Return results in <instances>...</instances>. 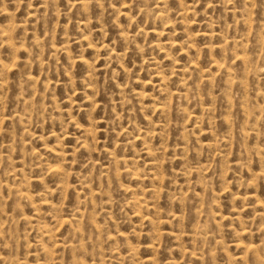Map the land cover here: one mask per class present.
Returning <instances> with one entry per match:
<instances>
[{"label": "rangeland", "instance_id": "374dc122", "mask_svg": "<svg viewBox=\"0 0 264 264\" xmlns=\"http://www.w3.org/2000/svg\"><path fill=\"white\" fill-rule=\"evenodd\" d=\"M0 264H264V0H0Z\"/></svg>", "mask_w": 264, "mask_h": 264}]
</instances>
